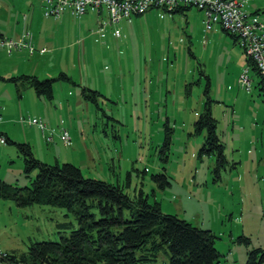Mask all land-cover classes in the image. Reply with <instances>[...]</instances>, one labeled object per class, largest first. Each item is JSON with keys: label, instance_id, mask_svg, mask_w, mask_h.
Masks as SVG:
<instances>
[{"label": "rangeland", "instance_id": "1", "mask_svg": "<svg viewBox=\"0 0 264 264\" xmlns=\"http://www.w3.org/2000/svg\"><path fill=\"white\" fill-rule=\"evenodd\" d=\"M248 5L259 7L264 21V0H248L244 8ZM24 12L27 22L32 17L35 22L30 31L52 38L59 48L23 56L16 49L7 56L1 48L0 71L14 69L15 63L27 69L39 60V78L63 70L72 81L55 79L52 100L41 97L43 107L33 86L0 78V108L7 116L0 129L6 128L14 142H29L44 161L83 163L85 176L119 183L131 196L142 189L162 212L210 229L220 253L217 264H245L258 247L260 257L264 89L239 43L218 23L206 28L204 11L195 5L171 12L155 7L108 25L100 36L96 29L105 12L101 17L96 8L81 15L66 10L54 17L43 14L41 0H0V29L14 26ZM114 27H119V36L111 33ZM245 67L250 87L239 80ZM83 85L99 91L96 102L82 98ZM207 101L223 145L221 156L209 149L207 127L197 122ZM34 116L45 121L44 131L29 123ZM61 126L68 128L70 144L60 138ZM51 132L53 139L47 140ZM14 142H0V179L24 185L35 171L25 175ZM157 173H164L169 183L160 186L152 176ZM76 225L64 206L18 205L0 196V253H20L31 240L58 239L59 230ZM162 256L167 264L168 252Z\"/></svg>", "mask_w": 264, "mask_h": 264}, {"label": "trees", "instance_id": "2", "mask_svg": "<svg viewBox=\"0 0 264 264\" xmlns=\"http://www.w3.org/2000/svg\"><path fill=\"white\" fill-rule=\"evenodd\" d=\"M192 5L180 3L173 9L153 6L147 10L160 7L170 12L183 11ZM65 10L68 9L54 17L60 16ZM97 10H103L107 18L104 8ZM216 23L221 26L219 22ZM108 25L111 24L106 25L104 35ZM221 28L234 42H238L236 34ZM245 57L259 75V85L264 88L253 60L247 55ZM7 79L16 85L25 83L33 86L38 95H46L48 98L53 96L55 79L72 81L71 76L63 70L53 77L39 78L35 74L22 73ZM97 92L88 86L83 85L81 88L85 100L96 102ZM208 102L197 122L199 127H207L209 149L215 148L221 156L223 145L219 142L215 129L216 118ZM2 133L6 141L14 142ZM14 143L23 156L25 175L31 176L33 171L35 173L29 183L24 185L0 179V196L13 199L18 205L39 202L64 206L73 214L77 225L68 231L59 230L58 239L31 240L27 250L20 253H0V264H97L99 261L107 264H163L162 255L166 252L169 254L167 264H217L220 253L214 245L215 235L210 229L195 226L175 214L162 212L159 202L156 199L149 200L142 189L131 196L119 183L85 176L80 166L71 161L59 163L55 160L50 163L36 157L29 142ZM152 176L160 186L169 183L164 173ZM59 225L62 228L70 227L68 223ZM259 250L262 248L250 251L245 264H261L264 252L259 257L256 254Z\"/></svg>", "mask_w": 264, "mask_h": 264}, {"label": "built area", "instance_id": "3", "mask_svg": "<svg viewBox=\"0 0 264 264\" xmlns=\"http://www.w3.org/2000/svg\"><path fill=\"white\" fill-rule=\"evenodd\" d=\"M246 2L247 0H41V6L45 16L59 15L64 9L80 15L89 7L104 8L107 18L101 20L96 29L100 35H104L107 24L118 23L121 19H130L132 15L141 13L149 7L164 6L167 9H173L180 3L194 4L204 10L206 27L210 28L213 23L219 22L223 28L236 34L238 43L245 55L249 56L256 65L264 87V21L244 8ZM113 33L120 35L119 27H114ZM22 47L27 48L30 52L33 51V43L28 31L20 39L5 35L0 36V49L11 51ZM239 80L250 87L248 67H245L240 73ZM28 121L38 125L44 131L46 124L41 118L34 116L30 117ZM59 132L63 142L70 144L71 139L68 130L61 127ZM46 139H53L52 132L50 135H46ZM0 142H6L5 135L1 131Z\"/></svg>", "mask_w": 264, "mask_h": 264}, {"label": "crops", "instance_id": "4", "mask_svg": "<svg viewBox=\"0 0 264 264\" xmlns=\"http://www.w3.org/2000/svg\"><path fill=\"white\" fill-rule=\"evenodd\" d=\"M247 3V2H246ZM252 6V5H251ZM251 6H249L248 5V9H246L249 13H252V14H256L260 19H261V17H260V15H259V11H260V9H259V7H254V9L253 8H251ZM97 10V9H96ZM257 10V11H256ZM66 11V10H65ZM68 12H69V10H67ZM256 11V12H255ZM64 13V12H63ZM62 13V14H63ZM70 13V12H69ZM97 13L98 14H100L101 15V17H102V14H103V10L102 11H99V10H97ZM105 14V13H104ZM9 17H11V16H9ZM22 20V21H21ZM21 20L19 21V22H17L14 26H12V27H7L6 29H0V33L4 36H9V37H12V38H14V39H20V38H22V37H24L25 36V34H26V32L28 31L29 33H30V35H31V40H32V43H33V51L35 50L36 52H38V54L39 55H43L46 51H48L49 49L51 50V51H55L57 48H59V47H56V45H55V41L52 39V38H46L45 36V34L41 37V36H39L38 34H35L34 32H32V31H30V25L32 26V25H34L35 24V22H34V20H33V17L31 18V19H29V22H27V14L24 12L23 14H22V18H21ZM125 20V19H124ZM11 20H9L8 22H10ZM126 21H130V20H127L126 19ZM14 23V22H13ZM60 23H62V21H60ZM8 24V23H7ZM3 25V24H2ZM5 27V26H4ZM108 28V27H107ZM212 28V27H211ZM107 32V31H106ZM47 33V32H46ZM111 33H112V30H111ZM113 34V33H112ZM213 34H215V32H213ZM114 35V34H113ZM234 41V40H233ZM79 42V41H78ZM79 43H81V45L83 46V39L79 42ZM76 44V43H75ZM75 44L73 43L72 45H74L75 46ZM206 45H207V43H205V46L204 47H206ZM42 48H44L45 49V51H41V49ZM16 50H18L17 51V53L20 55V56H23V55H26V54H28V53H31V54H33L34 52L32 51V52H30L27 48H25V47H22V48H19V49H16ZM6 51V53H8V54H6L7 56L9 55V56H11V53L13 52V49L11 50V51H7V50H5ZM28 52V53H27ZM5 55V56H6ZM34 55V54H33ZM4 56V54H3V52L2 51H0V58H2ZM32 57H34V56H32ZM214 58L216 59V58H218L216 55L214 56ZM246 58V57H245ZM214 59V60H215ZM22 62V61H21ZM246 62H247V60H246ZM38 63H39V60H36V61H33V63H32V61H31V65H29L28 67H27V69H24V68H22L21 67V65L19 64V63H15V65H14V69H12V70H6V69H4V71H0V76H2V77H0V78H2V79H7V77H10L11 75H18V74H22V73H30V74H35V75H37V65H38ZM247 65L248 66H250V68H251V65H249L248 64V62H247ZM20 67L22 68V69H24L23 71H19L20 70ZM252 69V68H251ZM254 72H255V70L254 69H252ZM18 72H21V73H18ZM256 73V72H255ZM257 74V73H256ZM258 75V74H257ZM38 76V75H37ZM258 77H259V75H258ZM260 78V77H259ZM209 83V82H208ZM257 84H258V86L260 87V88H262L261 87V85H259V80H258V82H257ZM262 89H264V88H262ZM52 90H53V88H52ZM38 95V94H37ZM38 97H39V101H41L40 103H42L43 104V107L46 105V102L45 101H42L43 99L41 98V97H43V95H38ZM53 97V96H52ZM51 97V98H52ZM51 98H49V99H51ZM83 98V97H82ZM52 100V99H51ZM51 104V103H50ZM0 113H1V119H4L5 117L7 118V116H5L4 114H3V116H2V112H1V108H0ZM0 119V120H1ZM1 122V121H0ZM45 122V121H44ZM1 124V123H0ZM5 126H6V124H5ZM61 127H64V128H66L67 130H68V128L66 127V126H61ZM0 131L1 132H4L7 136H9V134H8V131L6 130V128H3V130H1L0 129ZM68 132H69V130H68ZM69 135H70V132H69ZM70 139H71V136H70ZM88 144H86V142H84L83 141V146L84 147H86V150H87V152H88V154H93L94 153V149L90 146V145H88ZM93 152V153H92ZM56 159H57V157H55ZM81 164H83V163H80V165L79 166H81Z\"/></svg>", "mask_w": 264, "mask_h": 264}]
</instances>
